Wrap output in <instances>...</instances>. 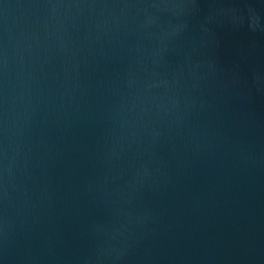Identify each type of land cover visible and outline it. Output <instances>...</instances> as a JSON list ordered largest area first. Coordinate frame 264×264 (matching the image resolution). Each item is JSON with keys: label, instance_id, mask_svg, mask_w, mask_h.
<instances>
[{"label": "water", "instance_id": "1", "mask_svg": "<svg viewBox=\"0 0 264 264\" xmlns=\"http://www.w3.org/2000/svg\"><path fill=\"white\" fill-rule=\"evenodd\" d=\"M0 264H264V0H0Z\"/></svg>", "mask_w": 264, "mask_h": 264}]
</instances>
